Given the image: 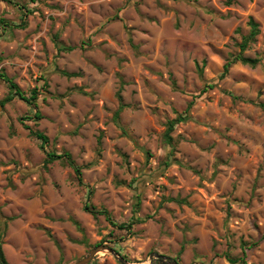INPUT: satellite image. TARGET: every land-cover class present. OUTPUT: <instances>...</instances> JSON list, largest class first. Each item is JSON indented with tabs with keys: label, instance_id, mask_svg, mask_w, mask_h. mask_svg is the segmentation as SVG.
I'll return each mask as SVG.
<instances>
[{
	"label": "rangeland",
	"instance_id": "1",
	"mask_svg": "<svg viewBox=\"0 0 264 264\" xmlns=\"http://www.w3.org/2000/svg\"><path fill=\"white\" fill-rule=\"evenodd\" d=\"M226 1L0 0V18L23 25L0 27V70L26 96L39 91L36 109L17 98L0 108L9 264H74L97 245L129 264L154 252L179 264H264V0ZM250 17L259 33L243 56L259 64L235 63L219 80ZM201 66L216 84L204 93ZM119 88L126 135L113 122ZM7 94L0 80V100ZM191 101L169 157L165 124ZM35 110L41 118L24 123L47 136L44 149L19 122ZM44 151L68 152L84 185L68 166L45 165ZM87 201L116 226L84 212ZM93 262L120 264L107 252Z\"/></svg>",
	"mask_w": 264,
	"mask_h": 264
},
{
	"label": "trees",
	"instance_id": "2",
	"mask_svg": "<svg viewBox=\"0 0 264 264\" xmlns=\"http://www.w3.org/2000/svg\"><path fill=\"white\" fill-rule=\"evenodd\" d=\"M7 2L8 4H12V0H2ZM172 1H176V0H172ZM234 0H227V4H231ZM27 13H29V11H27ZM25 16V15H24ZM23 25H12L11 23L7 22L6 20L0 18V27L3 30L9 29L12 30L13 28H21ZM247 26L249 28V32L246 36H243L241 39V42L238 44V53L236 55H234L231 59V61H228L222 69L221 74L219 75L218 79L221 80L223 78H225V76L227 75V73L229 72V69L231 68V66L235 63H240L242 65H246L249 66L251 68H255L258 64H259V59L257 58H249V57H245L243 56L244 51L248 48L249 44L251 42H254L255 38L257 37L259 30H258V24L254 21L253 18H249L248 22H247ZM127 30V40L131 46V48L136 49V45L133 44L132 42V37L130 35V32L128 29ZM203 66V65H202ZM198 67L197 72L199 75V78L201 79V82L203 84V89L201 90V93L206 92L209 89H212L216 86L215 83H210L207 82L203 79L202 76V69L203 67ZM59 73L63 76H67V77H71L73 76V74H69L65 71H59ZM0 80L4 81L7 85L8 88V94L0 100V108L4 107L6 104L10 103L11 101H13L15 98L23 101L24 103H26L27 105L33 107L34 109L37 108V104L36 101L38 99L39 96V91L38 89H33L30 91L29 96H26L24 92H22L19 87L16 85V83L13 82V80L9 77H7L3 71L0 70ZM173 86H174V82H172ZM44 86H46V82L44 84ZM174 89V87H173ZM233 101H237V100H241L239 97H236L234 95H230ZM116 97L117 100L119 101V106L117 108V110L115 111L114 115H113V122L116 125L117 128H119L122 132L123 135H126L124 129L122 128L121 124H120V112L123 109L124 105L122 104L121 101V89L119 88V90L116 93ZM193 106V101L189 102L188 105L186 106V109L184 112L182 113H177L175 112V117L172 120H168L165 124V130L163 133V142L165 143V145L168 146L169 148V157H172L175 150H176V144L177 142L174 140V138L172 137V133L175 129V127L183 122H186L188 120H190L191 116H190V110ZM262 109L264 110V104H261ZM41 118L40 113L35 110V112L33 113V115L31 117H22L19 119L20 124L29 131L30 136L38 139L40 141V148L44 149V147L46 146V144L48 143V138L45 134H43L42 132L38 131V130H34L31 127H29L28 125H26L24 122L26 120H34V121H38ZM97 152L99 153V148H100V138L97 140ZM45 152V160H44V164L48 165L51 164L53 162H59L63 165L68 166L69 168L72 169L77 183L80 186H83V181H82V173H81V169L76 165V163L74 162V160L72 159L71 155L68 152H62V153H54V152ZM175 162V159H171V161H169L167 163V165H169L170 163ZM92 195V190H89V197ZM177 202H183V201H178ZM83 211L92 215L93 217H98V216H103L112 226H116L115 223L112 221L110 214L108 213L107 210L105 209H97L94 206H92L88 201L85 202V204L83 205ZM13 220L12 217H5L2 212H1V208H0V264H9V262L7 261L4 252L2 250V239L3 236L5 234V231L7 229V224L9 221ZM75 225H77L75 222H73ZM118 228L120 229H124L126 228L124 225H119ZM48 237L52 238L51 235L48 233ZM81 243V242H78ZM56 246L57 243L55 242ZM241 261H243V259H239ZM230 263H236L238 262V260H232L229 259ZM58 264H61V260L59 261ZM90 264H96V262H91Z\"/></svg>",
	"mask_w": 264,
	"mask_h": 264
},
{
	"label": "water",
	"instance_id": "3",
	"mask_svg": "<svg viewBox=\"0 0 264 264\" xmlns=\"http://www.w3.org/2000/svg\"><path fill=\"white\" fill-rule=\"evenodd\" d=\"M99 252H107L110 255L113 256V258L118 261L120 264H129V262L127 260H125L123 257H121L119 255V253H117L115 250H113L112 248L106 246V245H97L94 248H92L86 256H84L83 258H81L80 260H78L76 263L74 264H90L91 262H93L96 258V255ZM149 261L150 264H179L176 260L172 259L171 257L165 256V255H161L158 253H151L149 256Z\"/></svg>",
	"mask_w": 264,
	"mask_h": 264
}]
</instances>
